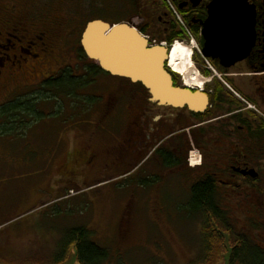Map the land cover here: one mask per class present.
Segmentation results:
<instances>
[{"label": "flooded vegetation", "instance_id": "flooded-vegetation-1", "mask_svg": "<svg viewBox=\"0 0 264 264\" xmlns=\"http://www.w3.org/2000/svg\"><path fill=\"white\" fill-rule=\"evenodd\" d=\"M215 1L118 0L121 11L127 12L118 22L134 21L150 43L171 50L169 58L176 50L193 52L190 61L203 81L190 90L206 94L208 106L199 113L161 106L149 100L142 86L115 85V93L101 102L95 119L83 117L74 126L72 137L87 131L88 140L82 148L71 150L70 163L65 164L67 180L75 176L72 170L107 174L112 169L107 177L146 182L141 194L148 198L188 199L179 203L180 209L198 216L223 215L220 222L232 228L228 214L235 209L247 219L264 214V0H240L245 5L243 14L228 9L230 17L238 13L245 23H239L236 31L230 23L227 33L214 32L213 46L208 48L204 24ZM233 1L227 0L229 5ZM74 18L58 14L43 0H0V93L35 87L51 77L37 76L34 65L41 62L32 61L54 59L57 39L74 33L70 28ZM222 35L227 37L226 46L221 44ZM235 48L242 58L224 61L218 56ZM204 52L215 55L205 57ZM172 80L185 86L175 72ZM0 113V126L5 128L9 122ZM199 197L210 201L198 204ZM204 225L200 220L202 232Z\"/></svg>", "mask_w": 264, "mask_h": 264}, {"label": "rangeland", "instance_id": "rangeland-1", "mask_svg": "<svg viewBox=\"0 0 264 264\" xmlns=\"http://www.w3.org/2000/svg\"><path fill=\"white\" fill-rule=\"evenodd\" d=\"M43 4L52 5L58 14L75 16L70 23L74 33L57 39L54 59H33L32 64L41 62L34 66L37 76L45 73L43 79L66 66L79 72L76 64L81 67L84 63H79L77 51L86 21L100 17L118 23L127 14L118 0H43ZM128 23L135 27L134 21ZM96 82L97 87L81 92L101 98L89 115L75 116L66 107L57 113L54 102L39 100L22 106L29 105L38 114L19 111L18 119L10 118L7 127L0 126V264H78L72 241L76 228L88 230L90 239L108 250L103 264H229L230 249L237 240L210 219L180 209L179 203L186 204L188 199L148 198L141 194L146 182L107 177L112 169L107 174H89L84 168L75 171L70 167L75 176L67 180L65 164L71 150L82 148L88 140L87 131L72 137L74 126L83 117L95 119L101 102L115 93V85L130 87L127 79L118 77L99 76ZM34 88H12L4 92V100L0 93L3 116L12 113L10 103ZM69 190L73 193L68 195ZM239 211L228 214L235 231L245 233L251 243L263 245L258 239L264 240V214L247 219ZM203 219L210 232L207 245L205 228L203 232L199 228Z\"/></svg>", "mask_w": 264, "mask_h": 264}, {"label": "water", "instance_id": "water-1", "mask_svg": "<svg viewBox=\"0 0 264 264\" xmlns=\"http://www.w3.org/2000/svg\"><path fill=\"white\" fill-rule=\"evenodd\" d=\"M231 7L240 9L243 14L245 5L240 0H234L233 5H229L227 0L213 3L204 24L206 47L213 46L214 32L227 33L230 23L236 31L239 23H245L238 13L234 12L233 17H230L228 9ZM222 37L221 44L226 46L227 37ZM79 43L84 55L95 62L102 72L140 84L147 90L149 100L158 105L186 107L193 113L203 112L208 106V97L203 92L173 84L174 72L168 68L170 49L162 44H151L129 23L90 20L81 32ZM203 55L210 57L215 54L204 52ZM218 56L225 61L228 58L240 59L243 54L235 48L231 53L220 52Z\"/></svg>", "mask_w": 264, "mask_h": 264}, {"label": "trees", "instance_id": "trees-1", "mask_svg": "<svg viewBox=\"0 0 264 264\" xmlns=\"http://www.w3.org/2000/svg\"><path fill=\"white\" fill-rule=\"evenodd\" d=\"M77 52L79 63H84L81 67H78L76 64L75 67L76 69L78 68L79 72H74L69 66L58 69L56 74L39 83V85L35 86L34 90H30L27 95L17 97L18 99H16L14 103H10L9 105H11V109L9 110L12 113H9V115L3 120L9 122L8 120H10V118L18 119L19 116L17 113L19 111H23L25 114L34 112V110L32 111L30 108L31 106L28 105V107L24 108L22 106L24 103L27 104L32 102L31 104H33L39 100L46 102V104L48 101L54 102L53 108L57 113H62L63 110H65V107L75 116L89 113L92 105H95L101 98L99 99L96 94L81 92L87 90V88L94 89V87H97L96 81H98L99 76L110 78H112V76L102 72L95 62L89 60L84 55L80 46ZM130 86L141 87L140 84L131 83ZM123 94L129 95L131 94V91ZM69 104L71 107H68ZM3 109L4 108H1L0 112H3ZM40 115H43V112ZM19 122L20 120L17 121L18 124ZM209 201L210 200L205 197H199L195 200L198 204H207ZM204 217L208 220L210 219L214 224H217L225 230L228 235L234 238V240H237L236 245L230 249L228 257L229 264L233 263L234 260H238V264H264V244L260 245L251 243L249 237L245 233L235 231L234 228L231 226L229 227L230 223H221L220 221L224 220L223 215L214 214L206 215ZM203 227L205 228L206 225ZM209 233L210 232H206L205 228L204 237L206 245L208 244ZM72 241L74 242L75 255L78 264H103L108 259V250L101 248L94 243L90 239V232L88 230L84 228L74 229L72 231Z\"/></svg>", "mask_w": 264, "mask_h": 264}, {"label": "bare ground", "instance_id": "bare-ground-1", "mask_svg": "<svg viewBox=\"0 0 264 264\" xmlns=\"http://www.w3.org/2000/svg\"><path fill=\"white\" fill-rule=\"evenodd\" d=\"M171 51V50H170ZM191 53L185 50H176L168 59V68L181 76L186 87H195L202 82L196 68L190 61Z\"/></svg>", "mask_w": 264, "mask_h": 264}]
</instances>
